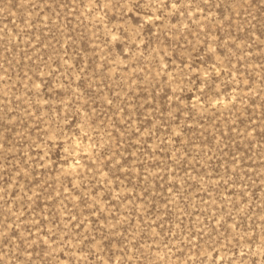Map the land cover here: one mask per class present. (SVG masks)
<instances>
[{
    "label": "rangeland",
    "instance_id": "rangeland-1",
    "mask_svg": "<svg viewBox=\"0 0 264 264\" xmlns=\"http://www.w3.org/2000/svg\"><path fill=\"white\" fill-rule=\"evenodd\" d=\"M0 264H264V0H0Z\"/></svg>",
    "mask_w": 264,
    "mask_h": 264
}]
</instances>
